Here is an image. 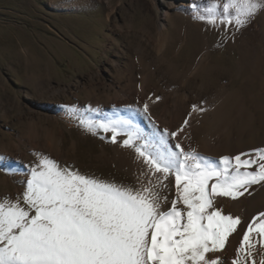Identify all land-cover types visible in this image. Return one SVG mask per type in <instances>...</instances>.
<instances>
[{
	"label": "rangeland",
	"instance_id": "1",
	"mask_svg": "<svg viewBox=\"0 0 264 264\" xmlns=\"http://www.w3.org/2000/svg\"><path fill=\"white\" fill-rule=\"evenodd\" d=\"M207 3L178 0L166 21L162 0H0V153L7 156L0 160V196L22 194L26 165L35 161V153L51 156L48 141L59 136L64 137L63 162L75 154L78 161L71 163L81 172L134 184L114 163L111 134L99 130L93 135L79 119L106 107L124 119H141L144 103L149 112L160 101L173 108L185 91L160 81L174 74L184 77L203 57V70L186 84L188 93L195 94L193 104H205L217 94L232 95L236 104L231 119L246 127L248 139L263 138L264 10L237 31L195 18ZM155 6L164 20H156ZM159 27L168 38L164 59L173 68L166 75L164 70H147L151 54L145 59L137 52L138 39L157 43ZM145 75L149 93L141 82ZM202 88L206 95L196 97ZM124 94L141 101L127 102ZM66 105L77 106L83 117L71 114ZM10 159L24 163L15 169Z\"/></svg>",
	"mask_w": 264,
	"mask_h": 264
},
{
	"label": "snow or ice",
	"instance_id": "2",
	"mask_svg": "<svg viewBox=\"0 0 264 264\" xmlns=\"http://www.w3.org/2000/svg\"><path fill=\"white\" fill-rule=\"evenodd\" d=\"M260 10L264 0H208L195 18L238 31ZM65 107L83 117L77 106ZM207 110L193 104L188 115ZM139 112L150 129L135 115L79 119L86 131L110 133L112 143L122 137L134 151L143 165L134 184L34 154L22 194L0 196V264H225L233 234L241 239L228 264H264V211L242 224L216 206L217 197L238 200L264 186V146L210 157L176 139L188 119L172 131L157 124L148 103Z\"/></svg>",
	"mask_w": 264,
	"mask_h": 264
},
{
	"label": "bare ground",
	"instance_id": "3",
	"mask_svg": "<svg viewBox=\"0 0 264 264\" xmlns=\"http://www.w3.org/2000/svg\"><path fill=\"white\" fill-rule=\"evenodd\" d=\"M177 1L178 0H167V1L162 0V6L165 9V14H164L165 16L163 17L164 19H166V21L168 20L169 11L176 6ZM154 16L157 21L162 19V11L158 6H155ZM167 39L164 36V29L162 27H159V37L157 39L156 44H151L150 39H138L137 52L141 55V58L146 59L147 52L150 53L152 56L151 59L152 62H147L146 65H147V70H149L153 74H158L160 72L159 70H164L166 75L168 72L170 73L171 69H173L170 66V64H168V62L164 59V51L168 44ZM204 61H205V57H203L195 66H193L192 69L184 77H179L177 74H174L173 76H169V77L164 76L162 78V80L160 81L161 83L167 82L173 85L175 84V86L176 85L177 87L179 86V89L184 90L186 93L184 92L183 94L182 102L173 108H170L166 105L163 106L162 105L163 101H160L155 106H152L150 109L151 110L150 113L153 119L157 122V124L160 127H167L169 128V130L172 131L179 128L182 125L183 121L185 119H188L189 120L188 126L185 127L184 132L181 133L179 137H177L176 139L182 141L184 146L191 145L198 152L206 154L207 156L210 157H221L223 155L234 156L241 152H247L250 149L259 146H264V137L263 138L252 137L248 139L246 127H244L242 124H239L240 121L238 123L237 120L231 119V115L235 109V104H236L235 99L232 95L228 94L224 96L223 94L221 95L217 94L213 96L215 97L214 99L201 105L203 107H206L208 109L207 111L202 113L193 112L191 117H189L188 114L191 112V106L196 100L194 98L195 94L193 95L191 93H188L186 84L187 82L194 81L197 78L198 73H200L203 70ZM141 82L145 91L147 92L150 91L151 86L149 84L146 75L142 78ZM205 92L206 90L204 88L197 89L195 91L196 97H203L204 95H206ZM150 93L153 94L152 92ZM107 96L108 95H106V97ZM123 96L124 99L130 103H138L141 101L140 97H138L139 99L135 97L136 95L134 96L129 94L125 96L124 94ZM109 97L110 96H108V98ZM119 107L122 108V106ZM138 108H140V105L136 109ZM115 109L118 110L117 107ZM243 110L244 109H242V112ZM109 111H110L109 107H106L105 111H101L99 113L95 112V114L92 113L91 118L96 121H100V120H108L109 118L115 119L117 116L122 117L121 114L114 115L111 114ZM241 116L242 115H240L239 117ZM137 122H139L142 126H144L147 129H150L151 127L147 123V121L142 117V115H141V119H137ZM121 139L122 137L118 138L117 143H112V148L115 152L114 163L117 165V167L120 170L124 171L134 181H136V176L140 174L143 165L136 158V155L132 149L125 148L121 145L120 143ZM63 143H64L63 136L51 137L48 141L49 149L50 151H52L50 157L60 162H63L61 158ZM65 161L71 163V162H77L78 160L76 155L73 154V156L68 157ZM9 163L12 165L13 168L20 169L21 164L16 159H10ZM249 191L252 192V195H248L247 193H245L244 196L240 197L238 200H232L231 203H230L231 198L229 197H217L216 206L222 208L225 214L231 213L234 216L239 215L241 217L242 224H244L249 220L251 215L255 214L258 211H264V186L254 185L253 188L250 189ZM240 239L241 237L237 234H233L232 236L229 237V246L226 247L224 253L222 254V257L225 259V264H228V261H230V259L233 257L235 253V249L239 245Z\"/></svg>",
	"mask_w": 264,
	"mask_h": 264
}]
</instances>
